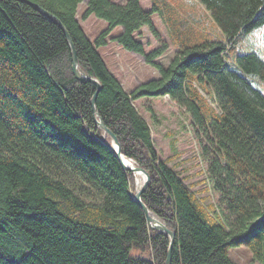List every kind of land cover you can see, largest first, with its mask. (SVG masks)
Returning a JSON list of instances; mask_svg holds the SVG:
<instances>
[{"label": "trees", "instance_id": "obj_1", "mask_svg": "<svg viewBox=\"0 0 264 264\" xmlns=\"http://www.w3.org/2000/svg\"><path fill=\"white\" fill-rule=\"evenodd\" d=\"M31 1L63 23L80 67L101 82L99 115L122 153L149 173L142 199L175 232L171 264H239L229 249L240 245L264 264V56L240 40L256 27L263 36L264 0H198L207 14L194 20L165 0L183 15L168 40L155 27V3ZM83 1V19L107 21L95 39L77 17ZM116 26L122 30L110 35ZM143 26L161 42L148 52L136 37ZM108 38L155 64L159 77L127 91L97 49ZM170 40L177 48L164 65L156 58ZM95 90L74 75L55 21L20 0H0V264H165L168 237L149 227L133 198L135 175L100 139ZM165 95L188 115L215 208L159 159L133 103Z\"/></svg>", "mask_w": 264, "mask_h": 264}, {"label": "rangeland", "instance_id": "obj_2", "mask_svg": "<svg viewBox=\"0 0 264 264\" xmlns=\"http://www.w3.org/2000/svg\"><path fill=\"white\" fill-rule=\"evenodd\" d=\"M168 1L175 4L176 7L180 6L184 16L189 17V19H201L204 14H207L206 8L198 0ZM140 2L146 9L151 8L154 3L158 7V10L152 14V18L161 37L168 40L169 34H171L169 31L176 27L175 24L181 20L183 15L180 12L176 13L165 0H140ZM85 8L86 2L83 1L78 5L77 17L88 37L95 39L107 27V21L95 14H90L83 19L81 15ZM190 12L194 14L191 17ZM205 23L211 27L213 32L216 31L215 25L208 18ZM121 30V26H116L110 35H115ZM136 37L142 41L146 52L161 45L160 40L150 32L147 26H143L141 33L137 34ZM240 40L242 45L252 40L256 47L251 49L260 52L264 56V34L260 37L259 27L252 28L249 32L243 34ZM237 46L239 45L237 44ZM176 48L177 46L173 45V41L170 40L168 49L162 55H159L156 61L168 65ZM97 49L108 68L116 75L127 91L133 90L141 82L157 78L160 75L155 64L148 63L141 54L123 48L110 38H108L105 45L98 46ZM260 85L264 91V81ZM133 103L151 126V134L159 159L167 161L169 165L180 171L182 176L188 175L189 177L185 181L196 192V195L202 199L203 204L207 207L211 204L214 207L217 203L216 194L208 187L206 182L201 181L205 174L201 172L202 163L198 154L199 145L186 111L168 95L143 97L136 99ZM210 211L213 212V210ZM229 255L239 264H261L253 258L251 250L244 245L230 248Z\"/></svg>", "mask_w": 264, "mask_h": 264}, {"label": "water", "instance_id": "obj_3", "mask_svg": "<svg viewBox=\"0 0 264 264\" xmlns=\"http://www.w3.org/2000/svg\"><path fill=\"white\" fill-rule=\"evenodd\" d=\"M22 2H25L32 6L35 10L39 11L42 15H44L47 19L55 21L65 32L69 46L71 48V55H72V71L74 75L80 79V80H87L95 84L96 90L94 91L90 103L92 105V111L93 116L95 119V125L97 128L101 130V136L100 139L102 142H104L111 150L112 152L118 157L120 163L122 164L123 168L131 171V172H137L142 176V181L138 186H135V189L133 191V198L139 203L141 206L144 215L146 217V222L149 225L150 228L158 230L159 232L163 233L165 236L169 239V246L167 250V257L165 260V264H171V258H172V246L174 243V237L175 232L170 229L165 221H163L156 213H154L143 201L142 194L148 187L149 181H150V175L149 173L139 164L136 163V161L130 157H127L124 155L121 151V145L120 142L116 136V134L105 124V122L102 120L101 116L99 115V112L96 108V98L97 95L102 88V84L99 81V79L91 75L90 73L84 71L80 67V63L77 57V53L74 47V44L72 42V39L63 25V23L55 18V16L48 11L47 9L43 8L40 4L33 2L31 0H20ZM94 133H91V136H93ZM128 160H131V162L127 163Z\"/></svg>", "mask_w": 264, "mask_h": 264}, {"label": "bare ground", "instance_id": "obj_4", "mask_svg": "<svg viewBox=\"0 0 264 264\" xmlns=\"http://www.w3.org/2000/svg\"><path fill=\"white\" fill-rule=\"evenodd\" d=\"M129 162H131V160L127 161V163ZM133 174L135 175V186H138L142 181V176L137 172H133Z\"/></svg>", "mask_w": 264, "mask_h": 264}]
</instances>
